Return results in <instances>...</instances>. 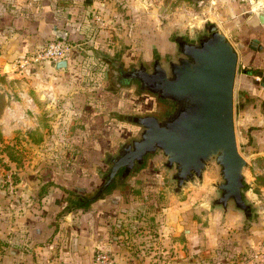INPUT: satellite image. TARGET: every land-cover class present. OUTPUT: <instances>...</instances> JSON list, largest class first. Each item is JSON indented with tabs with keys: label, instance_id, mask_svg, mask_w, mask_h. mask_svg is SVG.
<instances>
[{
	"label": "rangeland",
	"instance_id": "1",
	"mask_svg": "<svg viewBox=\"0 0 264 264\" xmlns=\"http://www.w3.org/2000/svg\"><path fill=\"white\" fill-rule=\"evenodd\" d=\"M81 1L80 31L84 28V24H88L83 30V35L85 34V38L90 40L89 44L97 48L98 52L123 53L124 63L138 61L140 58L146 65L151 61L154 51L162 57L161 63H164L178 53H175L176 35L189 36L193 30L202 34L205 23L213 22L224 33L238 54V77L242 69L249 70V68L241 66L240 46L244 45V40L238 42L236 33L241 28L244 14L255 13L264 3V0H92L89 4L84 3V0ZM101 76L100 74L97 83L88 82L85 88L76 90V93H73L74 96H72L74 92L72 88L68 84H60L57 77L53 78L52 84L43 85L38 89L35 82L30 83L32 79L28 80L26 77L25 81H22V83L26 82V85L21 82L13 85L12 79L6 81L3 77L0 78V264L16 263L12 254L15 251H23L25 236L15 220L19 214L24 213L25 209L34 206L36 191L39 189L40 194L45 187L37 185L41 183L37 182L57 176L56 172H63V168L60 170L57 166L61 165L64 158L74 156L72 151H68V145L72 141L74 143L81 141L80 145L92 146L95 140H99L97 137H87V141L81 136L77 139L69 138L67 130L72 126V122H75L74 126L79 125V121L74 118L80 117V106H88L92 109L100 104L96 100L97 92L105 86L104 89H109L108 83ZM238 85L237 80L233 90L234 129L238 151L241 155H246L245 145L249 142L246 135L253 132L257 135L254 138L262 141L264 133L261 132L263 125L260 110L256 111V114L260 116L259 121H247L244 116L243 118L240 116L243 106L245 107L252 98L241 93ZM116 97L113 99L120 101L119 98H122V101H127L128 110L135 109L133 96L128 91L122 90L116 94ZM143 98L142 102L146 100L147 104L141 105V111L139 106L140 112H144L145 108L149 107L147 98ZM18 102H22L23 106L19 105L20 112L15 116L14 108ZM99 108L101 109L100 106L94 107V109ZM118 114L122 117L123 112L119 111ZM9 118L11 120H8ZM131 126L130 129H134L133 132H127L126 136L121 137L123 140L137 134L138 127ZM105 139L107 145L114 146L113 138ZM161 158L159 155L150 156L144 166L145 171L140 172L137 177H128L125 181L124 194L130 202L126 208L130 211L132 218L128 223L130 226L124 230L132 236L129 235L122 242L130 246L128 249L130 253L124 255L128 258V262L132 264L133 260L144 261L139 248L141 242L136 233L141 234L139 232L143 230L151 232L155 226L163 225V221H154L153 216L155 213L162 215L166 210L175 215L176 226L180 230L185 228L193 231L192 250L205 248L211 250L205 257L199 256V252H193L196 255L191 264H219V262L234 264L233 260H236L238 256L236 253L233 256L229 251L232 246L239 244H246L248 249L239 258L245 261L255 259L256 264L263 263L264 251H253L254 248L248 241L240 242L235 230L234 241L226 240L227 242L224 243V240H216V231L220 230L221 223L217 219L211 221L209 218L210 212H213V209H210L209 200L216 195V190L211 183L216 177L211 178L205 172L202 180L187 184L180 193L176 194L173 191L174 184L169 181V173L160 169ZM143 176L146 179H152L151 185L154 191L144 193L148 194L147 198H154V201L143 200L145 196L143 191L147 188L142 186ZM94 184L90 186L94 187ZM88 186L84 187L90 190ZM256 189L257 194L252 195L247 192L245 196L247 199L253 198L264 203V190L258 187ZM80 191L84 192L82 189ZM13 210L16 211L12 213ZM152 212L154 215L151 217ZM152 220L154 222L151 223ZM14 225L16 226L13 227ZM170 225L173 232L176 226ZM141 238L145 237L141 236ZM216 248L225 249L224 251L228 253H218ZM105 249L113 253L110 249ZM152 251L146 253L148 264H172L173 257L178 254L177 251L170 249L169 253L157 259ZM176 262L177 259L173 264ZM25 263L21 260L17 261V264Z\"/></svg>",
	"mask_w": 264,
	"mask_h": 264
},
{
	"label": "crops",
	"instance_id": "2",
	"mask_svg": "<svg viewBox=\"0 0 264 264\" xmlns=\"http://www.w3.org/2000/svg\"><path fill=\"white\" fill-rule=\"evenodd\" d=\"M81 4V0H0V64L4 68L9 69V64L13 60L31 54L55 38L53 33L55 25L58 29L67 31L66 40L70 42L71 46L65 58L67 61L66 68L57 69L53 62H37L27 65L22 74L15 72L9 73L10 75L8 74L7 77L6 75L1 77L6 81L12 79L13 85L24 82L26 77L28 80L32 79V82L29 81L30 83L35 82L37 89L43 85L52 84L53 78L57 77L60 84H68L72 88L74 91L72 96L76 90L85 88V84L88 82L97 83L100 68L96 65L98 62L92 54V49L96 48L89 44L90 40L86 39L85 34L83 35L80 31ZM262 5L260 8L257 4L255 5L258 8L255 13L244 14L243 17L245 18L241 22V28L238 29L240 32H235L238 42L244 40V45L240 46L241 66L242 68L247 66L249 70L242 69L238 77L236 68L234 87L238 80L241 93L252 98L245 107L243 106L240 116L242 118L244 116L247 121H259L260 116L256 114V111L260 110L263 125L261 132L264 133V85L260 83L261 79L257 76L259 71L264 73V23H261L258 18V12L264 8V3ZM247 11L249 12L248 8ZM249 38L258 40L257 43L253 44L254 48L247 47ZM22 84L26 85V82ZM9 87L11 88V86ZM109 94L106 89L97 92L96 100L100 103L98 106L101 109H94L98 106H94L92 109H89L91 107L88 108V106H80V117L74 118L79 121V125L74 126L75 122H72V126L67 130L69 138L77 139L81 136L87 141V137H97L99 140H95L92 146L80 145L81 141L79 143L72 141L68 145V151H72L74 156L64 158L61 165L57 166L59 169L63 168L62 173L65 174L56 172L55 175L57 176L37 182H41L37 184L39 186H46V193L39 197L38 189L35 193L34 206L25 209L24 213L16 217L15 222L21 227L25 236L22 250L27 255L32 256V258L26 259V264L28 261H31L30 264H94V251L98 246L110 249L116 264L131 263L124 256L130 253L128 250L130 246L122 243L129 235L132 236V234L124 231L128 229L130 226L128 223L132 219L130 211L126 208L130 202L126 198L124 190L122 193L107 194L106 197L94 202L87 209L67 212L58 219L56 218L57 213L63 210L68 203L66 198L69 195L66 191L82 189L89 192L94 190L101 182V178L95 171L97 166L102 164L100 158L106 151L113 150L116 143L123 140L121 137L126 136L127 132L131 133L134 130L130 129L132 126L126 120L121 122L112 115L115 112H124L122 108L128 105L127 101H122V98L117 101L113 99L116 94H111L108 97ZM19 105L22 107V102H18L14 108L13 115L15 116L20 112ZM109 137L113 138V148L106 144L105 138ZM246 137L249 139L245 145L247 154L242 155L247 161V168L244 171L246 184L244 196L247 192L252 195L257 194V187L264 190V183L259 181V178L264 179V140L255 139L254 137L257 135L253 132ZM85 184L89 186L94 184L95 186H90L91 189L87 190ZM147 195L145 194L143 197L144 201L154 199L150 198V195L147 198ZM245 198L247 199L246 196ZM247 200L258 205L259 209L256 213V219L251 221L248 227H245L246 229L241 224L242 215L233 210H229L224 215L220 209H213L209 218L211 221L217 219L221 223L220 230L216 231V240H224V243L227 242L226 240L234 241L236 239L234 232L236 231L239 236L237 239L240 242L241 240L248 241L250 246L254 248L253 251L263 252L264 203L253 198ZM150 214L151 217L154 215L153 212ZM164 214L155 213L153 216L154 221H163V225L155 226L151 232L143 230L139 232L141 234L136 233L141 242L139 248H141L140 252L143 254H141V258L144 261L133 260L132 264H148L146 253L152 250L157 259L169 253L170 249L177 251L178 254L173 257L174 260L177 259L175 264H191L196 255L193 252H199L201 257H205L211 252L208 248L192 250L193 231L185 228L180 230L176 226L175 215L166 210ZM154 221L152 220L151 223ZM170 224L176 226L173 232ZM141 236L145 238H141ZM216 249L218 253H228V251H224L225 249ZM247 250L246 244L232 246L229 252L233 256L236 254L238 256L236 260H233L235 261L233 263L256 264L255 259L245 261L239 258ZM249 251L252 250L249 249ZM17 253L18 251H15L12 254L16 259L14 264H17L18 261ZM14 259L12 258L13 261ZM262 262L264 263V261ZM263 263L257 262V264ZM219 264H224V262H219Z\"/></svg>",
	"mask_w": 264,
	"mask_h": 264
},
{
	"label": "water",
	"instance_id": "3",
	"mask_svg": "<svg viewBox=\"0 0 264 264\" xmlns=\"http://www.w3.org/2000/svg\"><path fill=\"white\" fill-rule=\"evenodd\" d=\"M92 0H85L89 4ZM264 23V8L258 12ZM57 38L67 39V31L55 25ZM178 53L164 63L155 59L147 68L142 59L125 75L135 79L139 89L158 99L174 103L165 116L128 114L121 119L138 127L136 135L122 141L109 152L105 162L107 180L99 188L98 197L119 172L122 182L135 166L152 155L161 156L160 169L169 173L173 191L196 180L206 172L216 190L209 200L210 209L229 210L242 215L241 224L248 227L256 219L258 205L244 196L246 159L239 153L233 120V90L238 54L213 22L205 23L203 36L197 42H187L176 35ZM258 40L253 38L249 43ZM55 68H66V59L54 62ZM264 85V73L259 71Z\"/></svg>",
	"mask_w": 264,
	"mask_h": 264
},
{
	"label": "flooded vegetation",
	"instance_id": "4",
	"mask_svg": "<svg viewBox=\"0 0 264 264\" xmlns=\"http://www.w3.org/2000/svg\"><path fill=\"white\" fill-rule=\"evenodd\" d=\"M203 36V33L201 34V32H196V31H192L191 34L189 36L185 35L182 36L181 38L187 42H197L199 41V39ZM253 38H249V41L247 43V47H249V43L251 42ZM254 44V43H253ZM95 54L97 55V57L101 60L102 62V66L104 67L102 73L100 72V74L103 76V78L106 80V82L108 83V88L107 91L108 93H110L108 95V97L111 96V94H118L120 92H122V90L128 91L130 93V95H132L133 99H134V106L133 110H128V105L125 106L124 108V112L123 115H128V114H154L157 116H165L167 114H169V112L173 109L174 107V103L170 102V101H166V100H161L158 99L156 96L150 94L147 91H142L139 89V83L135 80V79H127L125 77L126 73L133 68L135 65H138L137 60L134 61H130L128 63H124L123 59H122V54L121 52L115 53V54H110L108 52H98V49H94ZM178 52L177 47L175 48V53ZM162 57L157 53V52H153L152 53V58L151 61L149 63L146 64V67L149 68L153 65L154 60L155 59H159L160 62H162ZM104 89V88H103ZM102 89V90H103ZM114 96V95H113ZM143 97L147 98L148 102H149V107L145 108L144 112H140L142 109L141 105H145V103L147 104L146 100H144V102H142L144 99ZM141 100V101H139ZM139 106L140 111H139ZM136 109H138L137 111H135ZM128 111V112H125ZM113 116H115L116 118H118L121 122H124L125 120L121 119V116L115 112L112 113ZM128 122V121H126ZM129 123V122H128ZM131 125H134L132 123H129ZM135 126V125H134ZM139 130V129H138ZM124 140H120L118 143H116L115 148ZM113 148V149H115ZM110 151H106L105 154L100 158V161L102 162L101 166H97V168L95 169V171H97L98 176L101 178V182H100V186L99 188L102 186V184L107 180V167L108 164L105 162L106 160V156ZM149 159V157L145 158L144 163L142 164V166H145L147 160ZM138 168V166H135L133 170L130 171L129 176H127L122 182L120 181V177H121V173L123 171V169H120L119 172L116 174V176L114 177L113 181L116 183H123L121 185V188L124 190L126 185H125V181L128 177H134L136 176V169ZM112 181V182H113ZM111 182V183H112ZM98 192V191H97ZM96 192V194H97Z\"/></svg>",
	"mask_w": 264,
	"mask_h": 264
},
{
	"label": "built area",
	"instance_id": "5",
	"mask_svg": "<svg viewBox=\"0 0 264 264\" xmlns=\"http://www.w3.org/2000/svg\"><path fill=\"white\" fill-rule=\"evenodd\" d=\"M71 49L70 44L66 40L53 38L44 46L31 54L20 56L9 64V69L4 68L0 64V77L9 73H24L25 67L31 63L37 62H56L65 59ZM94 264H116L113 255L104 247L98 246L94 251Z\"/></svg>",
	"mask_w": 264,
	"mask_h": 264
},
{
	"label": "trees",
	"instance_id": "6",
	"mask_svg": "<svg viewBox=\"0 0 264 264\" xmlns=\"http://www.w3.org/2000/svg\"><path fill=\"white\" fill-rule=\"evenodd\" d=\"M87 25L84 24V28ZM84 28H81V33H84L83 32ZM66 41L70 44V42L68 40H66ZM92 54H93V58H95V60L98 62L96 65L99 66V68H100L99 71L102 73L104 67L102 66L101 60L99 58H97V55L95 54L93 49H92ZM135 171H136L137 175L134 177H137V176H139L140 172L145 171L144 166H142V165L138 166V168ZM259 181L264 182V179L259 178ZM141 183H142L143 187H147V188H145L146 190L143 191V194L150 192L151 190L154 191V189L152 188V185H151L152 179H146L145 176H143V178H141ZM122 184L123 183H116L113 181L112 183H110L108 186H106L104 188L103 192L98 197H93V196L98 191V187L100 186V183L95 187L94 190H91L89 192H87V191L81 192L80 190H67L66 192L68 193L69 197L66 198V201H68V203L63 210H61L59 213H57L56 218L58 219L64 213H67V212H73V211L78 210V209H83V210L87 209L94 202L98 201L99 199H103L104 197H106L107 194H111L112 192L122 193V191H123V189L121 188ZM148 186H151V187L149 188ZM46 191H47V189L45 186L43 188L42 192L39 194V197H42L43 194L46 193ZM17 258L19 261L21 260V262L27 263L26 259L32 258V256L27 255L23 251H20L17 253ZM30 263H31V261H28V264H30Z\"/></svg>",
	"mask_w": 264,
	"mask_h": 264
}]
</instances>
